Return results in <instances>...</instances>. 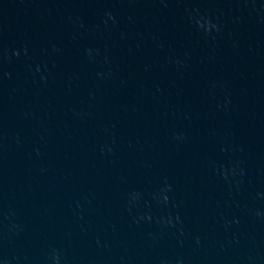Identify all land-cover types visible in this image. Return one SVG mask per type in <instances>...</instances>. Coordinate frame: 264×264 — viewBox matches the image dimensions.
<instances>
[{
    "label": "water",
    "instance_id": "water-1",
    "mask_svg": "<svg viewBox=\"0 0 264 264\" xmlns=\"http://www.w3.org/2000/svg\"><path fill=\"white\" fill-rule=\"evenodd\" d=\"M0 264H264V0H0Z\"/></svg>",
    "mask_w": 264,
    "mask_h": 264
}]
</instances>
